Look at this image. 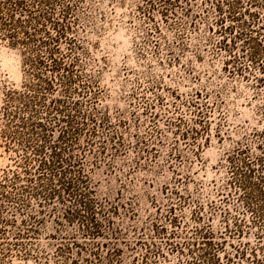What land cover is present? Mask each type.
Masks as SVG:
<instances>
[{
    "label": "rangeland",
    "instance_id": "obj_1",
    "mask_svg": "<svg viewBox=\"0 0 264 264\" xmlns=\"http://www.w3.org/2000/svg\"><path fill=\"white\" fill-rule=\"evenodd\" d=\"M228 2L242 15L224 23L232 34L220 30ZM67 4L86 88L76 99L92 101L124 138L118 151L109 144L104 155L83 160L97 200L118 210L112 215L123 234L118 264H204L186 249L200 227L222 244L220 264H256V258L264 264V227L230 187L228 166L229 156L243 151L264 175V0H178L175 7L158 0L60 1ZM226 38L235 43L231 53ZM23 59L22 49L0 34V176L15 169L22 153L9 140L3 107L7 91L28 81ZM141 148L148 150L143 156ZM26 216H17V226ZM40 217L33 255L24 259L12 248L0 264L92 258L90 249L77 255L74 246L70 259L58 257L57 247L72 244L77 226ZM113 241L98 239L110 247ZM149 243L157 250L149 252Z\"/></svg>",
    "mask_w": 264,
    "mask_h": 264
},
{
    "label": "trees",
    "instance_id": "obj_2",
    "mask_svg": "<svg viewBox=\"0 0 264 264\" xmlns=\"http://www.w3.org/2000/svg\"><path fill=\"white\" fill-rule=\"evenodd\" d=\"M60 1L0 0V34L11 46L22 49L28 76L21 89H9L4 100L9 140L22 153L15 169L0 176V263L12 248L24 259L31 257L36 225L44 219L40 215H48L56 217L60 227L66 223L78 229L77 234L71 235L72 244L57 247L58 257L70 259L74 246L77 255L90 249L92 258H86L84 264H118L121 250L117 245L123 234L112 219L118 210L97 200L84 174L83 160L92 152L98 157L104 155L109 144L118 151L124 138L111 130L107 117L98 114L92 101L76 99L86 88L83 75L77 70L79 46L70 19L72 7L61 6ZM158 1L163 6L175 7L178 0ZM228 4V15L220 17V25L228 19L238 22L242 18L233 3ZM218 9L223 12L220 5ZM220 30L232 34L234 27L224 24ZM222 44L230 53L235 47L232 39L227 42L226 38ZM86 103L88 107L84 106ZM140 152L143 156L148 150L141 148ZM243 155L239 151L228 158L229 184L264 227V175L259 172L262 166L254 168ZM32 199L37 201V208ZM8 212L11 218L6 216ZM25 213L27 218L17 226V216ZM201 218L202 215L196 216L197 220ZM77 235L86 240L84 244L77 240ZM193 235L186 245L188 254L204 264H220L217 251L222 244L214 243L210 228H196ZM108 237L114 240L113 246L98 242L99 238ZM107 246V256H103L102 248ZM145 247L149 252L157 250L153 243ZM255 263L261 264V260L256 258ZM70 264H78V260L73 258Z\"/></svg>",
    "mask_w": 264,
    "mask_h": 264
}]
</instances>
